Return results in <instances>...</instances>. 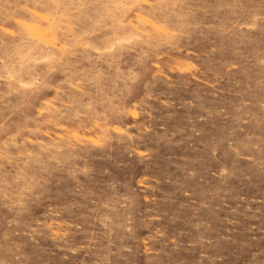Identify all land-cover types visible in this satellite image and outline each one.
<instances>
[{
	"label": "rangeland",
	"instance_id": "rangeland-1",
	"mask_svg": "<svg viewBox=\"0 0 264 264\" xmlns=\"http://www.w3.org/2000/svg\"><path fill=\"white\" fill-rule=\"evenodd\" d=\"M0 264H264V0H0Z\"/></svg>",
	"mask_w": 264,
	"mask_h": 264
}]
</instances>
